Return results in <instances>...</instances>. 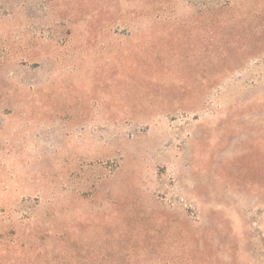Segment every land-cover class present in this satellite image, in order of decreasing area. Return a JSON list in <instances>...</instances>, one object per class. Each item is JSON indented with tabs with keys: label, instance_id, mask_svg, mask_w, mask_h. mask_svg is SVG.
<instances>
[{
	"label": "rangeland",
	"instance_id": "374dc122",
	"mask_svg": "<svg viewBox=\"0 0 264 264\" xmlns=\"http://www.w3.org/2000/svg\"><path fill=\"white\" fill-rule=\"evenodd\" d=\"M0 264H264V0H0Z\"/></svg>",
	"mask_w": 264,
	"mask_h": 264
}]
</instances>
